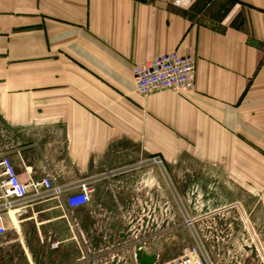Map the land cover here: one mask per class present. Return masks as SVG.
<instances>
[{"label":"crops","instance_id":"crops-1","mask_svg":"<svg viewBox=\"0 0 264 264\" xmlns=\"http://www.w3.org/2000/svg\"><path fill=\"white\" fill-rule=\"evenodd\" d=\"M211 1L0 0V156L21 181L90 183L92 211L152 201L158 164L201 170L263 227L264 0H232L217 28L195 20ZM174 51L194 58V89L139 96L133 68ZM83 207L19 204L0 264H78Z\"/></svg>","mask_w":264,"mask_h":264},{"label":"rangeland","instance_id":"rangeland-1","mask_svg":"<svg viewBox=\"0 0 264 264\" xmlns=\"http://www.w3.org/2000/svg\"><path fill=\"white\" fill-rule=\"evenodd\" d=\"M233 2L213 0L195 20L217 28ZM240 22L241 18H237L233 24L239 26ZM196 171L189 176L179 166L172 178L166 179L164 168L158 164L159 185L152 201L141 191L142 199L133 207L92 211L84 206L71 214L72 221L77 223V237L67 247L71 246L74 261L167 264L184 248L201 245L211 264H257L258 252L254 248L264 250V226L250 224L256 236L252 239L242 221V214L249 222L250 215L227 208L234 204L229 193L216 191L218 183L213 177L207 178L203 171ZM206 183L211 186L207 192L202 187ZM187 219L194 221L192 226L186 223ZM198 233L203 235L201 240Z\"/></svg>","mask_w":264,"mask_h":264},{"label":"built area","instance_id":"built-area-1","mask_svg":"<svg viewBox=\"0 0 264 264\" xmlns=\"http://www.w3.org/2000/svg\"><path fill=\"white\" fill-rule=\"evenodd\" d=\"M133 79L136 93L141 97L165 90L192 91L195 86V60L176 51L162 54L136 65L133 68ZM91 193L92 186L85 181L75 187L58 186L54 184L52 176L39 179L29 177L26 182L21 181L11 159L3 154L0 156V238L8 231L6 216L28 199L61 197L65 194L66 206L76 209L90 202ZM236 207L238 208L237 205ZM242 215L244 228L251 233L252 239H255L249 219ZM186 223L192 226L194 221L187 219ZM52 248H56V245ZM254 250L258 252L257 264H264V250L257 247ZM203 252L206 253L201 245L184 248L177 258L167 264H211Z\"/></svg>","mask_w":264,"mask_h":264},{"label":"water","instance_id":"water-1","mask_svg":"<svg viewBox=\"0 0 264 264\" xmlns=\"http://www.w3.org/2000/svg\"><path fill=\"white\" fill-rule=\"evenodd\" d=\"M159 163V162H158Z\"/></svg>","mask_w":264,"mask_h":264}]
</instances>
